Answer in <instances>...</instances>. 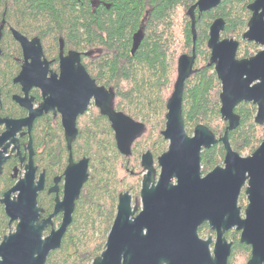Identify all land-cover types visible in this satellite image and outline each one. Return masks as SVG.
Masks as SVG:
<instances>
[{
  "label": "water",
  "instance_id": "1",
  "mask_svg": "<svg viewBox=\"0 0 264 264\" xmlns=\"http://www.w3.org/2000/svg\"><path fill=\"white\" fill-rule=\"evenodd\" d=\"M220 2L197 0L188 10L192 19V53L179 57L178 76L167 101L163 133L170 142L159 157L161 175L155 184L154 169L148 160L149 171L144 175L141 191L144 207L134 218H131L134 211L131 209L130 195L128 192L120 195L105 248L91 264H228L232 243L227 240L225 232L232 227L242 230L241 240L253 246L247 264L264 263V140L252 155L245 157L233 150L228 140L229 130L240 123L235 107L241 100L256 102L259 105L256 120L264 122V49L249 58L238 59V40L221 39L225 25L223 17L216 18L211 24L208 45L211 48L210 62L215 64L222 81L221 114L229 123L219 137L204 122L198 123L193 133L189 134L183 116L185 81L194 71L196 58V10L202 13ZM249 8L253 13L243 36L264 44V0H254ZM4 21L1 22L0 36ZM12 31L28 55L33 42L38 43L42 53L38 37L29 40L17 29L13 28ZM63 46L61 38V52ZM80 56L79 51H70L62 56L61 74L49 78L53 86L50 90L55 92L54 96L62 97L64 90H72L67 86L66 75H73L74 87L79 91V111L86 108L94 95L102 111L113 120L119 147L129 145L135 138L130 130L134 129V122L122 112L114 110L113 90L96 83ZM21 74L24 75V72ZM257 79L259 81L251 85ZM45 105L44 102L42 108ZM65 124L71 143L76 135L75 118L65 120ZM219 141L225 143L227 148L225 165H217L202 175L201 152ZM88 162L86 157L77 163L71 159L66 172L64 198L57 199L54 211L48 218L40 217L42 208L38 205L37 195L44 185L42 180L37 184L33 182V170L0 197L11 220L18 219L16 230L6 234L0 244V264H47L49 253L60 247L62 237L73 220L75 200L89 177ZM174 178L176 183L173 182ZM247 178L249 202L243 217L238 195ZM18 189V196L11 198V193ZM59 211L64 212L60 226L43 237V229ZM205 221H209L217 230L215 256H211L208 250L209 240L198 241V226Z\"/></svg>",
  "mask_w": 264,
  "mask_h": 264
},
{
  "label": "trees",
  "instance_id": "2",
  "mask_svg": "<svg viewBox=\"0 0 264 264\" xmlns=\"http://www.w3.org/2000/svg\"><path fill=\"white\" fill-rule=\"evenodd\" d=\"M196 1L0 0V20L4 18L30 36H40L50 50L56 48L61 37L67 48L94 51L85 55V65L98 82L114 87L120 105L152 104L164 113L173 91L176 58L192 51V19L188 10ZM251 1L221 0L202 13L196 10L197 69L187 80L183 96V116L189 131L204 122L216 135L224 133L221 84L213 67L208 65L209 26L217 17H223L226 22L223 35L242 39L251 15L248 8ZM137 33L140 39L134 47ZM4 37L7 42L12 40L8 32ZM12 61V56L6 53V81L11 77ZM238 111L241 122L229 134L233 142L243 141L248 145L260 136V125L254 123L252 110L246 103ZM83 140L85 153L93 159L94 172L76 204L61 247L50 253L47 264H89L103 248L102 237L113 219L116 190L120 185L118 151L113 147V152H108L112 140L101 129L93 134L86 131ZM202 154L204 165L211 168L222 161L224 147L218 143L204 149ZM2 226H7V216L0 206ZM99 230L100 238L96 236ZM239 253L249 257L250 249L236 240L229 264L236 263Z\"/></svg>",
  "mask_w": 264,
  "mask_h": 264
},
{
  "label": "flooded vegetation",
  "instance_id": "3",
  "mask_svg": "<svg viewBox=\"0 0 264 264\" xmlns=\"http://www.w3.org/2000/svg\"><path fill=\"white\" fill-rule=\"evenodd\" d=\"M253 1L254 0H252L250 3ZM249 10L251 15L248 19V22L253 13L250 8ZM3 19L4 18L0 20V26ZM225 27L226 22L224 29L221 31V39L235 38L238 40L239 46L236 54L238 59L249 58L264 49V44L258 43L255 40H248L244 38L243 35L248 28V23L247 28L243 32L242 39L223 35ZM13 28L26 35L29 40L38 37L40 40L42 53H40L38 43L33 42L30 44L28 55L27 52H25L22 42L14 36L12 31ZM5 32L9 33L12 39L11 41L7 42L5 40ZM139 38L140 35L137 33L134 38V47L139 43ZM60 39L61 37L58 40V45L56 48L50 50L40 36H30L22 32L15 25L4 21L2 34L0 36V197H3L8 190L18 184L22 179L27 177L29 171L33 170V182L37 184L42 180L44 185V187L38 191L37 195L38 205L42 208L40 217L41 219L48 218L54 211L57 199L62 200L64 198L67 180L66 172L71 159L74 163H77L86 157L89 159V177L82 185L80 194L75 200L76 208V204L79 198L84 194L86 184L94 172L92 165L93 159L84 151L83 137L86 131H89V134H93L95 131L100 133L101 129L104 133H108L109 138L112 140V146L110 145L112 149H110L108 152H113V147L114 150L116 149V151H118V166L120 168V179L118 182L122 183L116 190L117 193L116 199L114 201V215L109 229L110 231L117 213L120 195L122 193L128 192L131 197V209L134 211V214L131 216V218H134L141 210H143L144 201L141 191L143 188L144 175L149 171V166L147 165V163H149L148 160L154 169L155 184H157L159 180L162 172V165L160 164L159 157L167 150L170 142V140L167 139L163 133L166 125L167 102L166 112L164 113L163 110L161 111L159 108L152 107V104L141 105V103H136L135 105H132L131 103H127L125 107H123L119 104L118 99L116 98V91L114 87L112 85L98 82L97 78L92 74L91 69L85 65V55H90L91 53H94V51L88 52L86 50H80L76 48H67L65 47V42L63 39L64 46L63 51L61 52ZM209 49L210 55L208 65L213 67V70L218 76L215 64L210 62L211 48L209 47ZM134 50L135 49L132 50L133 53ZM70 51L81 52L80 60L90 76L95 79L98 85L105 86L107 90H113L114 99L112 106L114 110L122 112L129 120L132 121V123L134 122V129L132 130L130 128V130L131 134L133 133L135 135V138L129 145L125 144L122 148L119 147L116 135L117 132L113 120L111 119L110 115L102 111V108L97 104L94 95H92L90 98L86 108L83 111H79V104L77 102L79 91L74 87L75 82L73 79L75 77L73 75H66L68 78L67 86L72 87V90H64V92L61 93L62 97L54 96L55 92L50 90L53 86L52 82L49 81V78H52L54 74L57 77L60 76L62 56L68 55ZM6 53H8L9 56H12L13 60L11 77L7 81L5 78ZM191 53L192 51L185 52V54ZM182 54L178 55L176 58V77L173 83V90L178 76L179 57ZM196 61L197 52L194 63V71L186 79L185 87L187 80L195 73L197 69ZM22 71L24 72V75L21 74ZM218 78L221 84V89L219 92L220 98V93L222 91V81L219 76ZM258 81L259 79L253 81L251 85ZM44 102L46 105L45 108H42ZM244 103H246L251 108L253 114L252 119L254 123L260 125V129L258 127L260 136L256 137L248 145H246L243 141H238L236 143L233 142L229 133L228 140L232 149L238 152L241 156L245 157L252 155L262 144L264 140V122H259L256 120L259 105L253 100H241L236 105L235 112L239 114L240 122L241 114L238 111V107ZM163 115L165 116L164 119ZM73 117L75 118L76 135L73 137L71 143H69L65 120L70 121ZM100 118L102 119V125H100ZM223 120L226 122V129L229 122L225 118H223ZM187 131L189 134H192L194 128L192 131H189L188 129ZM230 131L231 130H229V132ZM216 136L219 137L221 135ZM218 143H221L224 147L222 161L215 164L211 168H207L203 163L202 154L204 149L207 148H203L201 152L202 175L207 174L217 165H225L224 161L227 154V148L225 143L223 144L221 141ZM173 182L176 183L177 180L174 178ZM248 187L249 178L245 180L238 195V205L241 208V215L243 217L245 216V210L249 202V194L247 192ZM19 192V189L13 191L11 193V198L17 197ZM0 206L7 216V226L0 227L1 244L6 234L16 230L18 219L11 220L10 216H8L6 213L5 204L1 201ZM63 215L64 212L59 211L52 217V222L43 229V237H46L53 228H58L60 226L63 220ZM69 227L62 237V242ZM241 234L242 230H239L236 227H232L225 232L227 240L232 243L231 252L236 240H239L241 243L249 247L250 255L246 262L247 264L252 256L253 246L250 243L242 241ZM198 238V241H200V239L204 241L209 240L208 250L211 256H215V246L218 239V234L217 230L210 225L209 221H205L198 226Z\"/></svg>",
  "mask_w": 264,
  "mask_h": 264
},
{
  "label": "rangeland",
  "instance_id": "4",
  "mask_svg": "<svg viewBox=\"0 0 264 264\" xmlns=\"http://www.w3.org/2000/svg\"><path fill=\"white\" fill-rule=\"evenodd\" d=\"M123 173H124V170H123ZM120 184H122V183H120ZM111 226V225H110ZM110 229V228H109ZM109 231V230H108ZM108 231L106 232V234L102 237V239H104V241H103V243H104V245H103V248L101 249V251L105 248V243H106V239H107V235H108ZM100 230H99V233L97 232L96 233V236L98 237L99 236V238H100V236H102V233H101V235H100ZM101 251H100V253H101ZM93 260V259H92ZM92 260L90 261V263L89 264H91L92 263ZM247 260H248V257L243 253H239V254H237V257H236V263L235 264H246V262H247Z\"/></svg>",
  "mask_w": 264,
  "mask_h": 264
}]
</instances>
